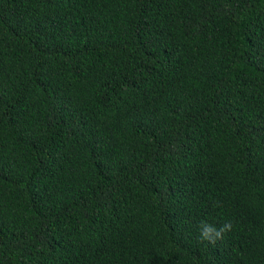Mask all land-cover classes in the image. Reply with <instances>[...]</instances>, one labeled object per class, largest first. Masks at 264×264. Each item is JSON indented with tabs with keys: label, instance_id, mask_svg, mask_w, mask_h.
Listing matches in <instances>:
<instances>
[{
	"label": "trees",
	"instance_id": "trees-1",
	"mask_svg": "<svg viewBox=\"0 0 264 264\" xmlns=\"http://www.w3.org/2000/svg\"><path fill=\"white\" fill-rule=\"evenodd\" d=\"M0 264H264V0H0Z\"/></svg>",
	"mask_w": 264,
	"mask_h": 264
},
{
	"label": "clouds",
	"instance_id": "clouds-1",
	"mask_svg": "<svg viewBox=\"0 0 264 264\" xmlns=\"http://www.w3.org/2000/svg\"><path fill=\"white\" fill-rule=\"evenodd\" d=\"M232 229L231 222H226L219 227L208 223L207 221H202L200 224L199 239L201 241H208L210 243H216L217 240H222L223 235Z\"/></svg>",
	"mask_w": 264,
	"mask_h": 264
}]
</instances>
